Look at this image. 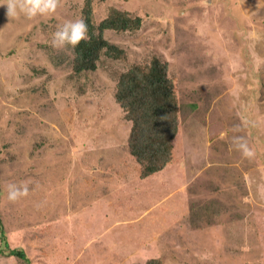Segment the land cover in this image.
<instances>
[{
	"label": "rangeland",
	"instance_id": "obj_1",
	"mask_svg": "<svg viewBox=\"0 0 264 264\" xmlns=\"http://www.w3.org/2000/svg\"><path fill=\"white\" fill-rule=\"evenodd\" d=\"M85 6L30 17L0 0V264H264V0H92L96 26L112 7L141 23L104 29L124 56L75 73L52 39ZM153 54L180 123L172 159L143 177L114 92ZM10 182L28 194L9 200Z\"/></svg>",
	"mask_w": 264,
	"mask_h": 264
},
{
	"label": "trees",
	"instance_id": "obj_2",
	"mask_svg": "<svg viewBox=\"0 0 264 264\" xmlns=\"http://www.w3.org/2000/svg\"><path fill=\"white\" fill-rule=\"evenodd\" d=\"M91 1L86 0L84 8L90 38L81 40L74 48L72 70L75 73L94 70L101 52L112 57L124 56L122 48L103 36L104 29L133 30L141 23L140 16L112 7L96 26L91 18ZM114 97L131 123L128 149L140 164L141 175L144 177L161 170L172 159L180 123V106L167 62L153 54L146 61L130 63L118 74ZM1 192L0 185V196ZM0 231L3 238L1 221ZM10 253L25 257L20 250L11 249ZM143 264L164 263L157 257H150Z\"/></svg>",
	"mask_w": 264,
	"mask_h": 264
},
{
	"label": "clouds",
	"instance_id": "obj_3",
	"mask_svg": "<svg viewBox=\"0 0 264 264\" xmlns=\"http://www.w3.org/2000/svg\"><path fill=\"white\" fill-rule=\"evenodd\" d=\"M58 0H7L8 15H16L19 8L28 16L37 14L47 15L55 12ZM88 23L83 18L65 20L56 27L53 34L52 45L56 48L72 46L74 49L81 40L89 39ZM233 146L242 151L245 157H253L255 150L249 146L247 138L243 135L232 137ZM29 192L28 182H10L7 184V196L9 200L15 201Z\"/></svg>",
	"mask_w": 264,
	"mask_h": 264
}]
</instances>
